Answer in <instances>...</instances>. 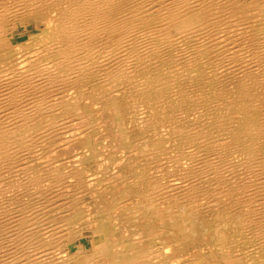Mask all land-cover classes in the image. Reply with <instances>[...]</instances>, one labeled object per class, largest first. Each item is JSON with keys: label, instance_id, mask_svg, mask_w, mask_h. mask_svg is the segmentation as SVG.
I'll return each instance as SVG.
<instances>
[{"label": "rangeland", "instance_id": "obj_1", "mask_svg": "<svg viewBox=\"0 0 264 264\" xmlns=\"http://www.w3.org/2000/svg\"><path fill=\"white\" fill-rule=\"evenodd\" d=\"M119 1L122 3L125 0L124 1L119 0ZM135 1L136 0H132L133 3H136ZM163 1L165 2L166 0H151L152 3L150 5H148L147 8L144 9V11L146 13V18H148L149 21H147L146 24L144 25L145 29H143L142 32L144 34L148 33L146 35V37H148V38H145V37L139 38V40H136V42L145 41V43H146V42L157 41V42H160L163 44L162 48L164 47V45H166L165 42H167V43H173L174 47L170 46V49H168V48L164 49V52L166 50L167 51L161 55L159 60H153L154 56H153V58H152V56H149L147 58L148 61L147 62H146V60L144 61L146 63V68H144L143 70L142 69L139 70L138 68H137L138 69L137 70L134 67L133 68L129 67L127 64H125L124 66H120V65H118L119 60L115 59V58L111 59V61L109 63L103 62L102 64L105 65L104 71H102L100 68L99 69L97 68L94 71H92V74H94L92 76V78L94 80L91 79L90 83H88V85H86L82 88L83 94L80 97H79L78 91L71 90L74 92L75 96L78 95V100H79L77 102L78 107H75L74 110H68L67 111L66 110V109H68L67 106L63 105V109H60L59 111H58V108H59L58 106L55 108H52L54 110L52 113L50 111H48L47 114H50L52 116H54L55 113L60 112L61 118L58 119L59 121L56 120V121H58V123L56 121H54L55 118L50 117V116H46L47 118L46 117L41 118L40 121L42 123L46 122L48 124V123L56 122L55 124L61 125V128H62V129L60 128L61 134H60V131L53 130V131H51L52 133H50V135L49 134L43 135L44 137H43V139L41 138V141H43L44 139L45 140L43 142H41L42 146H41L40 150L29 155L26 158V160H25V157H24V160L22 158V162H20L21 160H18L19 163H16L14 165V167L17 166V168L13 169L14 168L13 167L12 169H9V170L6 168L5 169L6 172L4 170L5 167L0 170L1 177L5 178L4 181H3V179L0 178V180H1L0 181V191L2 190L1 189L2 186H3V188L5 187V190L3 189L2 192H0V193L4 194L6 192V187L7 188L9 187L8 188L9 190L7 189V191H10V192H6L5 197H4V198H6L4 200V202H5L4 207L8 208L7 209V210H9L8 213L11 211L13 212V213L11 212L12 214L9 213L10 217L8 215V217L10 219L7 217L9 219V221L11 220L9 225L15 226L14 228H19V227L21 228V229L19 228L17 230H14L15 232L21 231V233H22L21 239L19 241H21L22 239H23L22 241H25L27 239V241H25V242H27L26 243L27 245L25 244V242H22L21 243L22 245H19L20 246L19 248L21 250L18 247H15V249L18 250V253L16 255V257H18V258L15 257L16 259H14V256H12L11 253H9L8 251H2L1 252V250H0V252H1L0 253V259L2 257L5 258L7 256V259H11L10 263H12V264H19V263L20 264H36V261H28L29 258H28L27 253L33 254V253H31L30 249H32L33 252L34 251L35 252L36 251H42V249H40V248H44L43 250H45V249L47 250L50 248L52 249L55 246V244H57V243L54 241L52 243L51 235L53 233L54 234L57 233L55 236L60 239V237L62 235V238L60 240L65 241V244L63 243L64 241H62V243L58 244V245H60V247H62V248L64 247L62 250H67L66 253H68L69 256H67L65 260H58L55 262H50L48 264H116L115 261L117 260V258H118V260L123 259L122 255L117 253V250H119V249H125L126 250V249H129L130 247H132L131 243H133L132 240L134 238H135L134 245L136 246L137 250L145 252V250L149 249L148 252L149 253L152 252V254L148 253L150 256H148L149 258L147 257V259H146L148 264H150V263L152 264L154 261L158 262L159 260H161V262L157 263V264H225L221 260V255L224 252L230 253L232 260H238L240 264H259L262 261H264V222L253 224L252 226L244 229V228H241L239 225L234 224L233 222H229V223L228 222H226V223L222 222V220L223 221H226V220L224 219V217H222L224 215L221 214L224 209H227V208L230 209L232 207V205H233V209H236V210L239 207H241L237 210V212H239V210L243 211L245 209V207H243V205H241V201L243 199L247 198L248 194L252 195V196H256L257 194H259V192H257V191H260V189H259L260 184H258L259 178H257L260 175V172H257L258 174H256V172L254 173V171L256 170L255 169L256 165L264 166V160L263 159L261 160V157L264 158V155H263L264 154V124H262V123H264V121H263L264 115H262V114H264V96H263L264 95V76H263L264 75V46H263L264 45V30H262V29H264V0H232V1L227 0L229 3H226V0H213V1L212 0H204V1L194 0V1H197V5H199V9L197 10V14H199L201 16V23L196 24V32L195 33H192V32L191 33H185L184 35H179L174 31L170 32V34L168 33L171 30H169V31L167 30L166 24L163 23V20L159 17L160 14L157 15L158 13H161L162 9L160 8L159 4L162 5ZM207 1H208V3H207ZM215 2H216V4H215ZM157 3H159V4H157ZM232 3H234V4H232ZM210 6H212V7H210ZM233 6H235L236 8ZM152 7H155V8H152ZM194 8H196V7H194ZM147 9H149V10H147ZM210 9H212L214 11L212 12ZM238 12H240V13H238ZM227 13H228V16H227ZM207 14L209 15V19H208ZM224 14H225V17H223ZM48 15H49V13H48ZM230 15H231V18H230ZM240 15H241V17H240ZM38 17H40V16L37 15L36 18H30L29 20H27L28 22H25V26L21 23H12L10 25L11 29L14 28V31L16 34L15 39H14L15 44L13 43V45H12V46H14L15 52L18 51L21 53H26L27 56H31V55L35 54L37 51L39 52L41 50V46L43 45V43L48 38V35L46 34L47 32H45V31H44L45 33H42V34L39 33L42 29L46 28V26H45V23H42L43 22L42 19L38 18ZM202 17H203V19H202ZM210 17H211V19H210ZM228 19H230V20H228ZM232 20H234V21H232ZM33 21H38L39 28L35 27L34 24L31 23ZM214 21H216V22H214ZM238 21H241L242 23L238 22ZM203 22H205V23H203ZM223 22H224V24L222 25ZM148 23H149V25H148ZM146 26H148V28ZM211 26H212V28H211ZM238 26L240 28H238ZM227 27H229V28H227ZM243 28H245V29H243ZM208 30H209V32H208ZM225 32L227 34H225ZM37 34H40V35L34 37ZM167 34H169L170 36H173V37L171 39H166ZM227 36L229 39L227 38ZM38 37H40L41 39ZM231 37H233V38H231ZM16 38H18V39H16ZM32 38L35 40H33ZM21 41H22V44L20 45ZM224 41H225V43H224ZM229 41H230V43H229ZM100 43L104 44L105 42H100ZM207 44H209V46H207ZM215 44L218 46H216ZM227 44H229V45H227ZM224 45H225V47H224ZM240 45H242V46H240ZM15 46H17V47H15ZM228 46H229V48H228ZM231 46H232V48H231ZM247 46H248V48H247ZM250 46H253V47H250ZM214 48L215 49L217 48L218 51H217V49L215 50ZM230 48H231V50H230ZM171 50H172V52H171ZM239 50H241V51H239ZM249 50H252V51H249ZM215 52L218 54H216ZM257 52H259V53L257 54ZM103 53H104V50H102L101 54H103ZM222 53H224V54L221 55ZM247 53H248V55H247ZM194 54H195V56H194ZM196 55H197V57H196ZM219 55H221V56H219ZM3 56H4V54L2 53L0 55V60L2 59ZM163 56H165V57H163ZM170 58H171V60H170ZM241 59H243L244 61ZM251 59H253V60H251ZM233 62H235V63H233ZM197 64H198V66H197ZM4 65H5V63L2 62V60H1L0 61V70H6V67H3ZM110 65H113V66H111V68H110L109 67ZM217 66H219V67H217ZM237 66L239 69H237ZM156 68H157V72L159 75H157V72L155 71ZM116 70H118V72ZM216 70H217V72H216ZM136 71H138V72H136ZM149 71H151V73H149ZM171 71H174V72H171ZM256 74L259 78L257 76H255ZM260 75L262 77H260ZM173 76H175V77H173ZM251 78H253V79H251ZM155 79L157 81L158 80L160 81V85L156 86V87H152L155 83ZM218 79L220 80V82ZM233 81H235V82H233ZM214 82H215V84H214ZM205 83H208V84H205ZM252 83H254V85H252ZM127 85L129 88L127 87ZM202 85H204V86H202ZM209 85H210V87H209ZM256 85L260 86L261 88L258 86L256 87ZM200 86L203 89H201ZM252 87H253V89H251ZM124 88H125V90H124ZM130 88L134 89V93H133V89L131 90ZM196 88L197 89L200 88V89H198V91H197ZM84 89H86V90H84ZM209 89H210V91L206 92ZM261 89H262V91H261ZM127 90H128V92H126ZM144 90H146V91H144ZM175 90L177 91V93L175 92ZM237 90H239V91H237ZM114 91H116L117 93ZM169 91H171V92H169ZM211 91H212V93H209ZM93 92H94V95H93ZM257 92H259V93H257ZM223 93H225V95H227V96H225ZM250 93L252 96L250 95ZM253 93H256V94H253ZM90 95H92V96H90ZM93 96L95 98H92ZM102 96H103V98H101ZM124 96H126V97H124ZM179 96H181V97H179ZM54 97H55L54 95L50 96V98H54ZM220 97H222V98H220ZM239 97H241V98H239ZM254 98H255V100H254ZM100 99H102V100H100ZM120 99H121V101H120ZM205 99L207 101H202ZM226 99H228V100H226ZM239 101H240V103H239ZM243 101H244V103H243ZM194 102L197 103V105ZM204 102L206 103V105ZM232 102H234V103H232ZM217 103H218L219 107H217ZM255 103H256V105H255ZM200 105L203 107H201ZM254 106L257 109H255ZM115 107L118 108L120 111V115H118V116L114 115V108ZM178 107H179V109H178ZM212 109H213V111H212ZM248 109H249V111H248ZM190 110H191V112H190ZM210 110H211V112H210L211 114L209 113ZM183 111H185V112H183ZM148 112H149V114H148ZM182 112H183V114H182ZM247 112H249V113H247ZM193 113H195V114H193ZM251 114H253V115H251ZM171 115H172V117H171ZM216 115L218 117H216ZM198 117H200V118H198ZM214 117H216V118H214ZM193 118H195L196 120ZM262 118H263V120H262ZM191 119L194 121H192ZM60 120H62V121H60ZM145 120L146 121L148 120V121L146 122ZM175 120H176V122H175ZM196 121H198V122H196ZM199 122H201V123H199ZM182 123H184V124H182ZM178 124H179V127H178ZM196 124H197V127H196ZM231 124H233V125H231ZM251 124H252V126H251ZM67 125H68V127H67ZM172 125H173V127H172ZM228 125H230V127ZM189 126L191 129L189 128ZM198 126H200V127H198ZM182 127H183V129H182ZM193 127L195 129H193ZM239 128H240V130H239ZM87 129H89V130H87ZM198 129L199 130L201 129V130L199 131ZM68 130H70V131L66 134V131H68ZM174 130H176V132ZM181 130H182V132H181ZM197 131H198V133H197ZM37 133H38V131L35 134H37ZM166 133L167 134L170 133V134L167 135ZM71 134H72V136H70ZM186 135H188V137ZM52 136H54V137H52ZM179 137H181V138H179ZM184 137L187 139H185ZM139 138H140V140H139ZM191 138H193V139H191ZM203 139H204V142H203ZM192 140H194V141H192ZM207 141H208V144H207ZM211 142H213V143H211ZM47 143H48V145H47ZM142 143H144L145 145H143ZM185 143H186V145H185ZM193 143H195V145ZM198 143H200V144H198ZM205 143H206V145H205ZM258 143H259V145H258ZM188 144H189V146H188ZM62 145H64V146H62ZM177 145H178V147H177ZM49 146H50V148H49ZM184 146H186V147L184 148ZM202 146H203V148H202ZM209 146L210 147L212 146L211 150H210ZM230 146H231V148L232 147L233 148L231 149ZM195 148H199L201 150L195 149ZM105 149H106V151H105ZM258 149H259V151H258ZM215 150H217V151H215ZM186 151H188V152H186ZM204 151H206L205 155H204ZM221 151L223 152V155H222ZM228 151H229V153H228ZM82 152H84V153H82ZM207 152H211V153L206 154ZM218 152H220L219 153L220 155L218 154ZM252 152H253V156H252ZM258 152H260V153H258ZM75 154H77V156ZM168 154L170 157H171V155H173V154L174 155L170 158L168 156ZM146 155H147V158H145V157L142 158V156H146ZM149 155H150V157L148 158ZM224 155H225V157H224ZM70 156H72V157H70ZM137 156H139V157L141 156V157L139 158ZM196 156H198V157H196ZM207 156H209L210 159ZM38 157H40V159ZM205 157H207V158H205ZM243 157L246 159H244ZM224 158H226V159H224ZM233 158H234V160H233ZM31 159L33 160V162L29 163L31 161ZM35 159H37V160H35ZM59 159L61 160V162L57 163V161H60ZM172 159L174 162L172 161ZM207 159H209L207 161V163L204 162ZM160 160H163V161L160 162ZM193 160H195V161H193ZM221 160H224V161H221ZM209 161H211V162H209ZM25 162H26V164H25ZM145 162H147L148 164ZM215 162H216V165L218 164L217 166L215 165ZM223 162L226 166L223 164ZM21 163H23V165ZM42 163H43V165H41ZM184 163H185V165H184ZM226 163L227 164L231 163V164L227 165ZM126 164H127V166H126ZM198 164H199V167L197 166ZM220 164H223V165L221 166ZM242 164H243V166H242ZM246 164L248 165V167ZM48 165H50V167ZM55 165H58V166H55ZM202 165H204V166H202ZM212 165H214V166H212ZM39 166H40V170H36V168H39ZM174 166H176V167H174ZM209 166H210V168H209ZM239 167H240V169H239ZM47 168H48V170H47ZM50 168L52 169L51 173H50ZM216 168H218V169H216ZM243 168H245V169H243ZM65 169H66V171H65ZM72 169L73 170L78 169V171H80L82 173V176H84L85 179L95 178V184L92 186H87V184H85L82 187L78 186L74 189L69 188L68 190L65 189V186L63 184H60V185H58L59 188H57L56 186L59 183L58 177L60 178L62 175L66 174L65 172H68ZM172 169L175 172H173ZM185 169H186V171H184ZM191 169H193V170H191ZM200 169H201V171L203 170L202 173H200L201 172ZM214 169H216V171H214ZM134 170H135V173H134ZM146 170L148 173L146 172ZM20 171H22V173H20ZM28 171H32V173H34V174H35V172H37L36 174H38L40 176L42 175L41 178L43 177L42 179L46 180V181L44 180L46 185L50 183L51 185L49 184L48 186L50 188L51 187L52 188L50 189L47 186L46 189L43 191L44 193L46 192V194L43 193V196H42V194L41 195L37 194L36 191H33V189H28L26 191V189L23 188V186H18L20 188V190H19L17 187H15V183L13 180L22 179L24 177V173H28ZM191 171H193V172L191 173ZM213 171H214V173H212ZM218 171H219V173H218ZM233 171H237V172L234 173ZM242 171H244V173ZM156 172H158V173H156ZM177 172H179L181 174L179 175V173H177ZM203 172H204V174H203ZM154 173H156V175ZM174 173H175V175H174ZM231 173H233V175ZM237 173L239 174L238 177H237ZM248 173H249V175H248ZM251 173H252V175H251ZM189 174H190V178L187 177V175H189ZM216 174H218V175H216ZM234 174H236V175L234 176ZM244 174L245 175L247 174L246 178H245ZM52 175H53L55 180L50 178ZM142 175L145 176V178ZM176 175H177V177L178 176L179 177L175 178ZM206 175L209 179L206 177ZM215 175H216V177H215ZM229 175H230V177L231 176L232 177L234 176V177L233 178L231 177L232 179H230ZM14 176L15 177L17 176L18 179H17V177L15 178ZM148 176H150L151 178H149ZM156 176H157V178H156ZM252 176H253V178H251ZM152 177L156 180H154ZM213 177H215V178H213ZM48 178H50V179H48ZM148 178H149V180L146 181V179H148ZM164 178H166V179H164ZM171 178H173V181L171 180ZM234 178L236 179V181ZM7 179H9L10 182ZM51 179H52V183L48 182ZM206 179L209 180L210 183L207 182ZM211 179L214 182H212ZM195 180H196V182H194ZM215 180H217V181H215ZM223 180H225L226 183ZM255 180H257V181H255ZM153 181L156 184H154ZM229 181H231V182H229ZM239 181H241V182L243 181V182L241 183ZM3 182L5 184H3ZM12 182H13V185H12ZM118 182L120 184H118ZM221 182H223L224 185L221 184ZM109 183H111V184L109 185ZM178 183H182V186H181V184L179 185ZM204 183H205V185H204ZM251 183L252 184L255 183L256 186L254 184L253 185L254 187H253ZM153 184L156 186H154ZM173 184H174V186H172ZM4 185H6V186H4ZM10 185H11V187H10ZM147 185H148V187H147ZM186 185L188 186V188ZM216 185H218V186H216ZM227 185L230 188L229 190L232 191L234 189L233 193L228 190ZM242 185H244V186H242ZM245 185H246V187H245ZM249 185L252 186V188H251L252 190H250L251 186H249ZM153 186H154V188H153ZM206 186H208V187H206ZM233 186H234V188H233ZM21 187H22V189H21ZM221 187L223 189H221ZM238 187L242 191L238 190ZM176 188H178L179 190L178 189L176 190ZM247 188L251 192H249V190ZM11 189L12 190L14 189L12 191L13 193L11 192ZM15 189H16V191H15ZM59 189H60V191H59ZM99 189H101V190H99ZM214 189H215V191H214ZM54 190H56V191H54ZM148 190H149V193H151L150 197L146 196V194L148 193ZM153 190H155V191L152 192ZM237 190H238V192L236 193L235 191H237ZM51 192H52V195L51 194H49V195L53 199L48 197L49 196L48 193H51ZM241 192L242 193L244 192V194H242ZM246 192H247V195H246ZM15 193L18 197L14 196ZM141 194H143V195L145 194L144 196L147 197V200H145V197H142ZM171 194H173V195H171ZM44 195H46V196H44ZM132 195H134L135 197ZM159 195H161V196H159ZM240 195H241V197H240ZM243 195L245 196V198H243L244 197ZM37 196H39V197H37ZM137 196H139V199L140 198L141 199L144 198V199L140 201ZM215 196H218V197H215ZM29 197L32 200L29 199ZM59 197H61V198H59ZM227 197L230 200H228ZM37 198L38 199L40 198L39 199L40 201ZM46 198H47V200H46ZM64 198L65 199L67 198V199L65 200ZM127 198L129 200H127ZM152 198H154V199H152ZM169 198H171V199H169ZM179 198H181V199L179 200ZM189 198H190V200H189ZM238 198H239V200H238ZM2 199L3 198H0V201ZM176 199L179 201H177ZM240 199H242V200L240 201ZM26 201H28V203ZM135 201H136V203H134ZM137 201H139V202H137ZM146 201H148V203L150 205L147 204ZM236 201H237V203L239 201L238 204L241 206H238ZM54 202H55V204H54ZM65 202H67V203H65ZM152 202H153V204H152ZM20 203H21V205L22 204L23 205L21 206ZM59 203H61L62 206H60L61 204H59ZM158 203H160V204H158ZM194 203L197 204L198 207L196 205H194ZM198 203H200V204H198ZM58 204H59V206H58ZM63 204H66V205H63ZM140 204H142L141 206H144V207H141ZM155 204H157V205H155ZM208 204L211 205V207ZM9 205H11V206H9ZM7 206H9V207H7ZM18 206L20 208H18ZM45 206H47V207H45ZM145 206H147L146 207L147 209L145 208ZM167 206H169V207H167ZM177 207H180V208H177ZM223 207H225V208H223ZM32 208L34 210H32ZM135 208L137 209V211L135 210ZM211 209H213V210H211ZM67 210H68V213L66 212ZM177 210H179V211H177ZM28 211L30 213H32L31 216H29L30 213L28 214ZM150 211L152 213H150ZM157 211H158V213H157ZM148 213H150V214H148ZM170 213H171V215H170ZM44 214H47V215H44ZM159 214L162 218L159 216ZM192 214L193 215L195 214V216H193ZM17 216H20V217H17ZM22 216H24L25 218H23ZM35 217H38V218H35ZM153 218H154V220H153ZM36 219H38V221ZM77 220H79V221H77ZM148 220H149V222H148ZM17 222H19V223L16 224ZM20 222L23 224H21ZM32 224H33V226H32ZM49 226H51V227H49ZM24 227H27V228H24ZM100 227H101L100 232L107 238V242L110 245L109 253H107L106 256H104L105 258L102 257L100 253L98 254L100 249H98V248L94 249V247L90 245V241L92 242L93 230L95 228L99 229ZM22 228H24V229H22ZM57 228H59V229H57ZM152 228H154V229L156 228L155 230H157L158 232L160 230L161 231L155 237L151 236V238H149V237L144 238L145 236L150 234L149 232ZM55 229H57V230H55ZM50 230H52V231H50ZM61 230H63V231L61 232ZM24 231H26L27 233ZM59 232H61V233H59ZM227 233H228V235H227ZM49 234H51V235H49ZM63 235L66 237H64ZM46 236H47V238H45ZM240 236H241V238H238ZM38 237H39V239H38ZM40 237H42L43 239ZM255 237L258 238L259 242L254 240ZM28 239L29 240L31 239V240L29 241ZM33 239H35V240L33 241ZM11 242H13V240H11ZM118 242L120 244H118ZM153 242H155V243H153ZM181 242H183L184 244L183 243L181 244ZM161 243H164V244H161ZM11 244L12 243H10V245ZM31 244H32V246H31ZM48 245H50V246H48ZM163 245H165V246H163ZM12 246L13 245H11V248H12ZM39 246H40V248H39ZM153 246H155V247H153ZM162 247H163V249H162ZM168 247H169V249H168ZM36 248H37V250H34ZM22 249H24V250H22ZM10 250H12V249H10ZM21 251H22V253H21ZM88 251H89V253H88ZM160 254H161V256H160ZM155 255H157V256H155ZM21 256H22V258H21ZM198 257H199V259H198ZM24 258H26V260ZM89 258H91L90 262L88 260ZM23 259H24V261H22ZM12 260H14V261H12ZM16 260H17V262H16ZM122 263L123 262H120L119 264H122ZM37 264H43V263L39 262Z\"/></svg>", "mask_w": 264, "mask_h": 264}, {"label": "bare ground", "instance_id": "obj_2", "mask_svg": "<svg viewBox=\"0 0 264 264\" xmlns=\"http://www.w3.org/2000/svg\"><path fill=\"white\" fill-rule=\"evenodd\" d=\"M124 1V0H123ZM204 1V0H202ZM213 1V0H212ZM229 1V0H228ZM226 0V3H229ZM232 1V0H231ZM136 3H133L132 0H125L124 2H120L119 0H0V55L3 53L4 56L2 57V62L5 63V65L3 67H6V70H0V170L2 168H4V170L7 168L12 169L14 167V165L16 163H19L18 160H21L20 162H22V158L25 160L26 158L35 153L36 151L40 150L42 144L41 142V138L43 139V135H50V133H52L51 131L55 130V131H60L61 134V125L55 124L56 122L58 123V119L61 118L60 112L55 113L54 116L47 114L48 111H50L51 113L54 111L52 108L55 107H59L58 111L60 109H63V105L67 106L68 110H74L75 107L77 106V102L78 100V95L75 96L74 92L71 90H76L78 91L79 97L83 94V87L88 85V83H90L92 76L94 74H92V71H94L95 69H101L102 71H104V67L105 65H103L102 63H109L111 61V59L115 58L118 59V65L120 66H124L125 64H127L129 67H134V68H138L140 69H144L146 68V63L144 62L146 60V62L148 61V57L149 56H154L153 60H159L161 55L164 52V49L168 48L170 49V46L174 47L173 43H166V45H164V47L162 48L163 44L157 41H153V42H136V40H139V38H148L146 37V35L148 34H144L142 32L143 29H145L144 25L146 24L147 21H149L148 18H146V13L144 11L145 8L148 7V5H150L152 2L151 0H136ZM219 2V1H218ZM246 2V1H245ZM160 3V2H159ZM157 3V4H159ZM208 3V1H207ZM222 3V2H221ZM241 3V2H240ZM216 4V2H215ZM218 4V3H217ZM234 4V3H232ZM231 4V5H232ZM239 4V3H238ZM160 5L161 13H158L157 15L160 14V18L163 20V23L166 24V28L167 30H171L168 33L170 34V32L174 31L179 35H184L185 33H195L196 32V24H200L201 23V16L199 14H197V10L199 9V5H197V1L194 0H166L165 2H162V5ZM158 5V6H159ZM205 5V4H204ZM203 5V6H204ZM213 5V4H212ZM227 6V5H226ZM156 7V6H155ZM152 7V8H155ZM196 7V8H194ZM212 7V6H210ZM215 7V6H214ZM235 7V6H233ZM194 8V9H193ZM230 8V7H229ZM228 8V9H229ZM236 8V7H235ZM239 8V7H238ZM192 9V10H191ZM207 9V8H206ZM209 9V8H208ZM214 9V8H213ZM221 9V8H220ZM225 9V8H224ZM223 9V10H224ZM231 9V8H230ZM149 10V9H147ZM151 10V9H150ZM212 12L214 10L210 9ZM209 10V11H210ZM226 10V9H225ZM220 11V10H219ZM156 12V11H155ZM154 12V13H155ZM223 12V11H222ZM227 12V11H226ZM242 12V11H241ZM246 12V11H245ZM49 13V15H48ZM206 13V12H205ZM221 13V12H220ZM240 13V12H238ZM237 13V14H238ZM247 13V12H246ZM202 14V13H201ZM218 14V13H217ZM37 15H39L42 19V23H45L46 28L42 29L39 33H45L48 35V38L46 39V41L43 43V45L41 46V50L38 52H36L35 54L31 55V56H27L26 53H21V52H15L14 51V39H15V31L14 28L11 29L10 25L12 23H21L25 26V22H28L27 20H29L30 18H36ZM208 15V14H207ZM236 15V14H235ZM213 16V15H212ZM228 16V13H227ZM149 17V16H148ZM155 17V16H154ZM205 17V16H204ZM221 17V16H220ZM223 17H225V14L223 15ZM235 17V16H234ZM241 17V15H240ZM206 18V17H205ZM231 18V15H230ZM203 19V17H202ZM208 19H209V15H208ZM211 19V17H210ZM227 19V18H226ZM251 19V18H250ZM207 20V19H206ZM216 20V19H215ZM230 20V19H228ZM240 20V19H239ZM242 20V19H241ZM204 21V20H203ZM218 21V20H217ZM222 21V20H221ZM234 21V20H232ZM41 22V21H40ZM206 22V21H205ZM203 22V23H205ZM216 22V21H214ZM213 22V23H214ZM229 22V21H228ZM231 22V21H230ZM241 22V21H238ZM34 24L35 27L39 28L38 25V21H33L31 22ZM30 23V24H31ZM242 23V22H241ZM224 24V22L222 23V25ZM14 25V24H13ZM149 25V23H148ZM153 25V24H152ZM218 25V24H217ZM27 26V25H26ZM148 28V26H146ZM209 27V26H208ZM215 27V26H214ZM221 27V26H220ZM219 27V28H220ZM34 28V27H33ZM212 28V26H211ZM229 28V27H227ZM232 28V27H231ZM238 28H240L238 26ZM226 29V28H225ZM245 29V28H243ZM242 29V30H243ZM210 30V29H209ZM208 30V32H209ZM237 30V29H236ZM264 30V29H262ZM45 31V32H44ZM214 31V30H213ZM150 32V31H149ZM244 32V31H243ZM211 33V32H210ZM229 33V32H228ZM37 34L34 37L40 35ZM169 34L166 35V39H171L173 36H170ZM209 34V33H208ZM218 34V33H217ZM225 34H227L225 32ZM224 34V35H225ZM244 34V33H243ZM20 35V34H19ZM152 35V34H151ZM263 35V34H262ZM139 36V37H138ZM222 36V35H221ZM220 36V37H221ZM242 36V35H241ZM240 36V37H241ZM212 37V36H211ZM219 37V36H218ZM236 37V36H235ZM40 38V37H38ZM43 38V37H42ZM228 38V36H227ZM226 38V39H227ZM233 38V37H231ZM237 38V37H236ZM243 38V37H242ZM259 38V37H258ZM263 38V37H262ZM18 39V38H16ZM33 39V38H32ZM41 39V38H40ZM213 39V38H212ZM216 39V38H215ZM219 39V38H218ZM217 39V40H218ZM229 39V38H228ZM20 40V39H19ZM35 40V39H33ZM245 40V39H244ZM234 41V40H233ZM232 41V42H233ZM253 41V40H252ZM26 42V41H25ZM100 42H105L100 43ZM210 42V41H209ZM208 42V43H209ZM227 42V41H226ZM206 43V42H205ZM225 43V41H224ZM230 43V41H229ZM244 43V42H243ZM15 44V43H14ZM22 44V41L20 42V45ZM239 44V43H238ZM19 45V44H18ZM216 45V44H215ZM229 45V44H227ZM202 46V45H201ZM207 46H209V44H207ZM211 46V45H210ZM218 46V45H216ZM234 46V45H233ZM239 46V45H238ZM242 46V45H240ZM264 46V45H263ZM17 47V46H15ZM225 47V45H224ZM237 47V46H236ZM253 47V46H250ZM38 48V47H37ZM212 48V47H211ZM223 48V47H222ZM229 48V46H228ZM232 48V46H231ZM230 48V50H231ZM234 48V47H233ZM248 48V46H247ZM40 49V48H39ZM38 49V50H39ZM175 49V48H174ZM184 49V48H183ZM215 49V48H214ZM217 49V48H216ZM215 49V50H216ZM220 49V48H219ZM34 50V49H33ZM32 50V51H33ZM102 50H104V53H102ZM204 50V49H203ZM214 50V51H215ZM226 50V49H225ZM246 50V49H245ZM169 51V50H168ZM218 51V49H217ZM221 51V50H220ZM227 51V50H226ZM241 51V50H239ZM252 51V50H249ZM172 52V50H171ZM212 52V51H211ZM225 52V51H224ZM254 52V51H253ZM29 53V52H28ZM216 53V52H215ZM236 53V52H235ZM246 53V52H245ZM259 52H257L258 54ZM32 54V53H31ZM189 54V53H188ZM193 54V53H192ZM206 54V53H205ZM213 54V53H212ZM218 54V53H216ZM224 53H222L221 55H223ZM168 55V54H167ZM174 55V54H173ZM219 55V56H221ZM237 55V54H236ZM248 55V53H247ZM263 55V54H262ZM195 56V54H194ZM245 56V55H244ZM16 57V58H15ZM165 57V56H163ZM162 57V58H163ZM173 57V56H172ZM197 57V55H196ZM223 57V56H222ZM214 58V57H213ZM225 58V57H224ZM236 58V57H235ZM244 58V57H243ZM256 58V57H255ZM114 59V60H115ZM237 59V58H236ZM257 59V58H256ZM261 59V58H260ZM263 59V58H262ZM0 60V61H1ZM113 60V61H114ZM171 60V58H170ZM243 60V59H241ZM253 60V59H251ZM230 61V60H229ZM238 61V60H237ZM244 61V60H243ZM249 61V60H248ZM169 62V61H168ZM227 62V61H226ZM225 62V63H226ZM263 62V61H262ZM117 63V62H116ZM187 63V62H186ZM235 63V62H233ZM244 63V62H243ZM253 63V62H252ZM258 63V62H257ZM111 64V63H110ZM171 64V63H170ZM173 64V63H172ZM199 64V63H198ZM197 64V66H198ZM109 65V64H108ZM115 65V64H114ZM126 65V66H127ZM248 65V64H247ZM110 65L109 67L111 68ZM127 66V67H128ZM172 66V65H171ZM174 66V65H173ZM195 66V65H194ZM256 66V65H255ZM258 66V65H257ZM151 67V66H150ZM153 67V66H152ZM219 67V66H217ZM172 68V67H171ZM199 68V67H198ZM242 68V67H241ZM130 69V68H129ZM135 69V70H136ZM137 69V70H138ZM164 69V68H163ZM237 69L238 66H237ZM114 70V69H113ZM119 70V69H118ZM118 70H116L118 72ZM256 70V69H255ZM115 71V72H116ZM155 71L157 72V68L155 69ZM244 71V70H243ZM138 72V71H136ZM174 72V71H171ZM184 72V71H183ZM217 72V70H216ZM242 72V71H241ZM240 72V73H241ZM251 72V71H250ZM249 72V73H250ZM259 72V71H258ZM97 73V72H96ZM101 73V72H100ZM149 73H151V71H149ZM214 73V72H213ZM233 73V72H232ZM252 73V72H251ZM260 73V72H259ZM258 73V74H259ZM114 74V73H113ZM134 74V73H133ZM161 74V73H160ZM226 74V73H225ZM238 74V73H237ZM119 75V74H118ZM121 75V74H120ZM157 75L158 72H157ZM172 75V74H171ZM262 75V74H261ZM260 75V77H262ZM134 76V75H133ZM143 76V75H142ZM146 76V75H145ZM215 76V75H214ZM217 76V75H216ZM219 76V75H218ZM249 76V75H248ZM254 76V75H253ZM257 76V74L255 75ZM264 76V75H263ZM122 77V76H121ZM175 77V76H173ZM209 77V76H208ZM228 77V76H227ZM250 77V76H249ZM258 77V76H257ZM112 78V77H111ZM169 78V77H168ZM259 78V77H258ZM148 79V78H147ZM253 79V78H251ZM94 80V79H93ZM175 80V79H174ZM219 80V79H218ZM260 80V79H259ZM115 81V80H114ZM212 81V80H211ZM222 81V80H221ZM94 82V81H93ZM126 82V81H125ZM135 82V81H134ZM142 82V81H141ZM148 82V81H147ZM220 82V80H219ZM235 82V81H233ZM96 83V82H95ZM98 84V83H97ZM125 84V83H124ZM128 84V83H127ZM140 84V83H139ZM177 84V83H176ZM179 84V83H178ZM208 84V83H205ZM215 84V82H214ZM231 84V83H230ZM233 84V83H232ZM235 84V83H234ZM259 84V83H258ZM117 85V84H116ZM129 85V84H128ZM127 85V87H128ZM160 85V81L155 79V83L152 87H156ZM199 85V84H198ZM224 85V84H223ZM226 85V84H225ZM252 85H254V83H252ZM90 86V85H89ZM174 86V85H173ZM204 86V85H202ZM214 86V85H213ZM234 86V85H233ZM258 85H256L257 87ZM263 86V85H262ZM93 87V86H92ZM98 87V86H97ZM102 87V86H101ZM126 87V86H125ZM199 87V86H198ZM210 87V85H209ZM220 87V86H219ZM225 87V86H224ZM236 87V86H235ZM260 87V86H258ZM94 88V87H93ZM129 88V87H128ZM172 88V87H171ZM177 88V87H176ZM201 89H203L200 86ZM198 88V89H200ZM213 88V87H212ZM261 88V87H260ZM95 89V88H94ZM131 89V88H130ZM133 89V88H132ZM131 89V90H132ZM197 89V88H196ZM197 89V91H198ZM242 89V88H241ZM246 89V88H245ZM253 89V87L251 88ZM257 89V88H256ZM86 90V89H84ZM98 90V89H97ZM125 90V88H124ZM213 90V89H212ZM243 90V89H242ZM248 90V89H247ZM258 90V89H257ZM146 91V90H144ZM195 91V90H194ZM193 91V92H194ZM203 91V90H202ZM201 91V92H202ZM210 91L207 90L206 92ZM239 91V90H237ZM245 91V90H244ZM249 91V90H248ZM254 91V90H253ZM262 91V89H261ZM86 92V91H85ZM116 92V91H114ZM113 92V93H114ZM119 92V91H118ZM128 92V90L126 91ZM131 92V91H130ZM171 92V91H169ZM175 92L177 93V91L175 90ZM182 92V91H181ZM246 92V91H245ZM91 93V92H90ZM117 93V92H116ZM120 93V92H119ZM125 93V92H124ZM133 93H134V89H133ZM175 93V94H176ZM209 93H212L209 92ZM233 93V92H232ZM259 93V92H257ZM92 94V93H91ZM162 94V93H161ZM166 94V93H165ZM215 94V93H214ZM225 95V93H223ZM222 94V95H223ZM246 94V93H245ZM249 94V93H248ZM256 94V93H253ZM262 94V93H261ZM55 96L54 98H50V96ZM94 95V92H93ZM133 95V94H132ZM247 95V94H246ZM251 95V93H250ZM89 96V95H88ZM92 96V95H90ZM111 96V95H110ZM120 96V95H119ZM123 96V95H122ZM142 96V95H141ZM159 96V95H158ZM174 96V95H173ZM197 96V95H196ZM206 96V95H205ZM227 96V95H225ZM241 96V95H240ZM243 96V95H242ZM252 96V95H251ZM261 96V95H260ZM259 96V97H260ZM264 96V95H263ZM85 97V96H84ZM97 97V96H96ZM126 97V96H124ZM177 97V96H176ZM181 97V96H179ZM178 97V98H179ZM231 97V96H230ZM233 97V96H232ZM262 97V96H261ZM92 98H95L94 96ZM91 98V99H92ZM98 98V97H97ZM96 98V99H97ZM103 98V96L101 97ZM106 98V97H105ZM114 98V97H113ZM121 98V97H120ZM210 98V97H209ZM222 98V97H220ZM228 98V97H227ZM241 98V97H239ZM81 99V98H80ZM84 99V98H83ZM82 99V100H83ZM86 99V98H85ZM115 99V98H114ZM171 99V98H170ZM182 99V98H181ZM215 99V98H214ZM244 99V98H243ZM95 100V99H94ZM99 100V99H98ZM97 100V101H98ZM102 100V99H100ZM125 100V99H124ZM123 100V101H124ZM169 100V99H168ZM175 100V99H174ZM212 100V99H211ZM217 100V99H216ZM228 100V99H226ZM234 100V99H233ZM241 100V99H240ZM255 100V98H254ZM253 100V101H254ZM81 101V100H80ZM84 101V100H83ZM106 101V100H105ZM121 101V99H120ZM159 101V100H158ZM178 101V100H177ZM202 101H207L202 100ZM214 101V100H213ZM218 101V100H217ZM225 101V100H224ZM252 101V100H251ZM250 101V102H251ZM257 101V100H256ZM85 102V101H84ZM168 102V101H167ZM173 102V101H172ZM171 102V103H172ZM180 102V101H179ZM178 102V103H179ZM182 102V101H181ZM210 102V101H209ZM216 102V101H215ZM214 102V103H215ZM247 102V101H246ZM249 102V103H250ZM106 103V102H105ZM165 103V102H164ZM175 103V102H174ZM193 103V102H192ZM191 103V104H192ZM195 103V102H194ZM205 103V102H204ZM212 103V102H211ZM229 103V102H228ZM234 103V102H232ZM240 103V101H239ZM244 103V101H243ZM254 103V102H253ZM257 103V102H256ZM255 103V105H256ZM62 104V105H61ZM96 104V103H95ZM122 104V103H121ZM120 104V105H121ZM197 105V103H195ZM208 104V103H207ZM222 104V103H221ZM61 105V106H60ZM93 105V104H92ZM150 105V104H149ZM158 105V104H157ZM176 105V104H175ZM178 105V104H177ZM206 105V103H205ZM209 105V104H208ZM207 105V106H208ZM211 105V104H210ZM214 105V104H213ZM216 105V104H215ZM226 105V104H225ZM252 105V104H251ZM201 106V105H200ZM212 106V105H211ZM245 106V105H244ZM259 106V105H258ZM117 107V106H116ZM114 108V115L118 116L120 115V111L118 108ZM176 107V106H175ZM192 107V106H191ZM194 107V106H193ZM203 107V106H201ZM217 107L218 103H217ZM247 107V106H246ZM104 108V107H103ZM206 108V107H205ZM208 108V107H207ZM212 108V107H211ZM214 108V107H213ZM255 108V106H254ZM94 109V108H93ZM102 109V108H101ZM109 109V108H108ZM179 109V107H178ZM182 109V108H181ZM245 109V108H244ZM257 109V108H255ZM259 109V108H258ZM52 110V111H51ZM104 110V109H103ZM188 110V109H187ZM186 110V111H187ZM196 110V109H195ZM209 110V109H208ZM207 110V111H208ZM218 110V109H217ZM220 110V109H219ZM47 111V112H46ZM213 111V109H212ZM215 111V110H214ZM235 111V110H234ZM249 111V109H248ZM46 112V113H45ZM56 112V111H55ZM92 112V111H91ZM144 112V111H143ZM185 112V111H183ZM182 112V114H183ZM191 112V110H190ZM193 112V111H192ZM195 112V111H194ZM204 112V111H203ZM211 112V110L209 111V113ZM221 112V111H220ZM219 112V113H220ZM261 112V111H260ZM98 113V112H97ZM96 113V114H97ZM178 113V112H177ZM205 113V112H204ZM231 113V112H230ZM249 113V112H247ZM253 113V112H252ZM90 114V113H89ZM93 114V113H92ZM127 114V113H126ZM149 114V112H148ZM180 114V113H179ZM181 114V115H182ZM189 114V113H188ZM195 114V113H193ZM192 114V115H193ZM202 114V113H201ZM200 114V115H201ZM211 114V113H210ZM209 114V115H210ZM221 114V113H220ZM178 115V114H177ZM180 115V116H181ZM219 115V114H218ZM250 115V114H249ZM253 115V114H251ZM264 115V114H262ZM46 116H50L55 118L54 121L56 122H52V123H42L40 120L41 118H45ZM187 116V115H186ZM196 116V115H195ZM207 116V115H206ZM205 116V117H206ZM214 116V115H213ZM84 117V116H83ZM157 117V116H156ZM164 117V116H163ZM170 117V116H169ZM172 117V115H171ZM183 117V116H182ZM189 117V116H188ZM187 117V118H188ZM197 117V116H196ZM204 117V118H205ZM216 117H218L216 115ZM214 117V118H216ZM261 117V116H260ZM47 118V117H46ZM128 118V117H127ZM126 118V119H127ZM165 118V117H164ZM186 118V119H187ZM200 118V117H198ZM207 118V117H206ZM209 118V117H208ZM220 118V117H219ZM81 119V118H80ZM174 119V118H173ZM176 119V118H175ZM179 119V118H178ZM177 119V120H178ZM195 119V118H193ZM203 119V118H202ZM169 120V119H168ZM192 120V119H191ZM196 120V119H195ZM248 120V119H247ZM263 120V118H262ZM62 121V120H60ZM75 121V120H74ZM127 121V120H126ZM146 121V120H145ZM148 121V120H147ZM146 121V122H147ZM194 121V120H192ZM200 121V120H199ZM264 121V120H263ZM71 122V121H70ZM176 122V120H175ZM191 122V121H190ZM198 122V121H196ZM195 122V123H196ZM224 122V121H223ZM61 123V122H60ZM59 123V124H60ZM142 123V122H141ZM167 123V122H166ZM201 123V122H199ZM251 123V122H250ZM67 124V123H66ZM171 124V123H170ZM184 124V123H182ZM193 124V123H192ZM191 124V125H192ZM203 124V123H202ZM226 124V123H225ZM264 124V123H262ZM155 125V124H154ZM181 125V124H180ZM195 125V124H194ZM204 125V124H203ZM227 125V124H226ZM233 125V124H231ZM248 125V124H247ZM230 127V125H228ZM250 126V125H249ZM252 126V124H251ZM68 127V125H67ZM66 127V128H67ZM93 127V126H92ZM132 127V126H131ZM154 127V126H153ZM167 127V126H166ZM169 127V126H168ZM173 127V125H172ZM179 127V124H178ZM195 127V126H194ZM193 127V129H195ZM197 127V124H196ZM200 127V126H198ZM128 128V127H127ZM187 128V127H186ZM190 128V126H189ZM253 128V127H252ZM62 129V128H61ZM90 129V128H89ZM87 129V130H89ZM183 129V127H182ZM191 129V128H190ZM203 129V128H202ZM73 130V129H72ZM199 130V129H198ZM201 130V129H200ZM199 130V131H200ZM224 130V129H223ZM227 130V129H226ZM240 130V128H239ZM248 130V129H247ZM38 131L37 134H35ZM70 130L66 131V134L69 132ZM94 131V130H93ZM176 132V130H174ZM179 131V130H178ZM186 131V130H185ZM195 131V130H194ZM203 131V130H202ZM201 131V132H202ZM225 131V130H224ZM228 131V130H227ZM237 131V130H236ZM171 132V131H170ZM180 132V131H179ZM182 132V130H181ZM189 132V131H188ZM187 132V133H188ZM209 132V131H208ZM212 132V131H211ZM54 133V132H53ZM71 133V132H70ZM191 133V132H190ZM198 133V131H197ZM218 133V132H217ZM225 133V132H224ZM59 134V133H58ZM167 134V133H166ZM170 134V133H168ZM167 134V135H168ZM177 134V133H176ZM194 134V133H193ZM196 134V133H195ZM212 134V133H211ZM78 135V134H77ZM98 135V134H97ZM181 135V134H180ZM190 135V134H189ZM200 135V134H199ZM220 135V134H219ZM42 136V137H41ZM72 136V134L70 135ZM75 136V135H74ZM93 136V135H92ZM179 136V135H178ZM182 136V135H181ZM188 137V135H186ZM229 136V135H228ZM54 137V136H52ZM147 137V136H146ZM145 137V138H146ZM191 137V136H190ZM200 137V136H199ZM203 137V136H202ZM201 137V138H202ZM49 138V137H48ZM63 138V137H62ZM132 138V137H131ZM173 138V137H172ZM181 138V137H179ZM185 138V137H184ZM197 138V137H196ZM47 139V138H46ZM61 139V138H60ZM187 139V138H185ZM184 139V140H185ZM193 139V138H191ZM198 139V138H197ZM205 139V138H204ZM203 139V142H204ZM213 139V138H212ZM140 140V138H139ZM142 140V139H141ZM169 140V139H168ZM172 140V139H171ZM177 140V139H176ZM190 140V139H189ZM196 140V139H195ZM202 140V139H201ZM219 140V139H218ZM225 140V139H224ZM227 140V139H226ZM129 141V140H128ZM138 141V140H137ZM146 141V140H145ZM144 141V142H145ZM157 141V140H156ZM194 141V140H192ZM206 141V140H205ZM209 141V140H208ZM207 141V144H208ZM215 141V140H214ZM221 141V140H220ZM57 142V141H56ZM173 142V141H172ZM181 142V141H180ZM191 142V141H190ZM197 142V141H196ZM216 142V141H215ZM55 143V142H54ZM60 143V142H59ZM146 143V142H145ZM171 143V142H170ZM179 143V142H178ZM189 143V142H188ZM201 143V142H200ZM198 143V144H200ZM213 143V142H211ZM221 143V142H220ZM232 143V142H231ZM137 144V143H136ZM143 145H145L144 143H142ZM172 144V143H171ZM191 144V143H190ZM195 145V143H193ZM203 144V143H202ZM48 145V143H47ZM65 145V144H64ZM62 145V146H64ZM186 145V143H185ZM206 145V143H205ZM204 145V146H205ZM213 145V144H212ZM235 145V144H234ZM259 145V143H258ZM189 146V144H188ZM208 146V145H207ZM141 147V146H140ZM178 147V145H177ZM176 147V148H177ZM181 147V146H180ZM183 147V146H182ZM186 146H184L185 148ZM191 147V146H190ZM212 147V146H211ZM211 147L209 146L210 150ZM50 148V146H49ZM138 148V147H137ZM175 148V149H176ZM200 148V147H199ZM199 148H195V149H199ZM203 148V146H202ZM205 148V147H204ZM231 148V146H230ZM233 148V147H232ZM231 148V149H232ZM46 149V148H45ZM57 149V148H56ZM169 149V148H168ZM178 149V148H177ZM182 149V148H181ZM260 149V148H259ZM258 149V151H259ZM171 150V149H170ZM180 150V149H179ZM201 150V149H199ZM204 150V149H203ZM202 150V151H203ZM229 150V149H228ZM54 151V150H53ZM106 151V149H105ZM136 151V150H135ZM198 151V150H197ZM209 151V150H208ZM217 151V150H215ZM44 152V151H43ZM111 152V151H110ZM171 152V151H170ZM188 152V151H186ZM191 152V151H190ZM204 151V155H205ZM212 152V151H211ZM211 152H207L206 154H209ZM222 152V151H221ZM226 152V151H225ZM52 153V152H51ZM84 153V152H82ZM98 153V152H97ZM112 153V152H111ZM147 153V152H146ZM179 153V152H178ZM184 153V152H183ZM215 153V152H214ZM220 152H218L219 154ZM229 153V151H228ZM260 153V152H258ZM99 154V153H98ZM104 154V153H103ZM126 154V153H125ZM153 154V153H152ZM167 154V153H166ZM182 154V153H181ZM202 154V153H201ZM247 154V153H246ZM245 154V155H246ZM77 156V154H75ZM74 155V156H75ZM79 155V154H78ZM100 155V154H99ZM174 155V154H173ZM171 155V157L173 156ZM195 155V154H194ZM199 155V154H198ZM220 155V154H219ZM223 155V152H222ZM264 155V154H263ZM73 156V157H74ZM169 156V154H168ZM177 156V155H176ZM179 156V155H178ZM201 156V155H200ZM215 156V155H214ZM252 156H253V152H252ZM258 156V155H257ZM72 157V156H70ZM139 157V156H137ZM141 157V156H140ZM139 157V158H140ZM146 156H142V158ZM150 157V155L148 156V158ZM170 157V156H169ZM170 157V158H171ZM175 157V156H174ZM198 157V156H196ZM195 157V158H196ZM209 158V156H207ZM205 157V158H207ZM220 157V156H219ZM222 157V156H221ZM225 157V155H224ZM259 157V156H258ZM30 158V157H29ZM40 159V157H38ZM135 158V157H134ZM194 158V159H195ZM203 158V157H202ZM244 158V157H243ZM254 158V157H253ZM133 159V158H132ZM158 159V158H157ZM179 159V158H178ZM192 159V158H191ZM210 159V158H209ZM205 160L204 162L207 163V161L209 160ZM222 159V158H221ZM226 159V158H224ZM246 159V158H244ZM243 159V160H244ZM264 160L263 157H261V160ZM37 160V159H35ZM60 160V159H59ZM164 160V159H163ZM163 160H160L163 161ZM200 160V159H199ZM212 160V159H211ZM228 160V159H227ZM231 160V159H230ZM234 160V158H233ZM256 160V159H255ZM260 160V159H259ZM63 161V160H62ZM173 161V159H172ZM195 161V160H193ZM201 161V160H200ZM203 161V160H202ZM224 161V160H221ZM33 162V160L31 159V161L29 163ZM48 162V161H47ZM60 163V161H57V163ZM95 162V161H94ZM97 162V161H96ZM101 162V161H100ZM130 162V161H129ZM134 162V161H133ZM174 162V161H173ZM176 162V161H175ZM187 162V161H186ZM211 162V161H209ZM235 162V161H234ZM253 162V161H252ZM28 163V162H27ZM126 163V162H125ZM147 163V162H145ZM159 163V162H158ZM169 163V162H168ZM201 163V162H200ZM199 163V164H200ZM233 163V162H232ZM23 165V163H21ZM26 164V162H25ZM141 164V163H140ZM148 164V163H147ZM199 164L197 165L199 167ZM214 164V163H213ZM224 164V162H223ZM223 164H220L221 166ZM227 164V163H226ZM231 164V163H228ZM227 164V165H228ZM234 164V163H233ZM262 164V163H261ZM36 165V164H35ZM43 165V163L41 164ZM137 165V164H136ZM142 165V164H141ZM156 165V164H155ZM165 165V164H164ZM163 165V166H164ZM185 165V163H184ZM208 165V164H207ZM216 165V162H215ZM218 165V164H217ZM216 165V166H217ZM219 165V166H220ZM225 165V164H224ZM247 165V164H246ZM252 165V164H251ZM250 165V166H251ZM254 165V164H253ZM256 165V164H255ZM50 167V165H48ZM47 166V167H48ZM58 166V165H55ZM127 166V164H126ZM148 166V165H147ZM193 166V165H192ZM204 166V165H202ZM214 166V165H212ZM226 166V165H225ZM231 166V165H230ZM243 166V164H242ZM102 167V166H101ZM176 167V166H174ZM234 167V166H233ZM241 167V166H240ZM239 167V169H240ZM248 167V165H247ZM17 168L14 167L13 169ZM180 168V167H179ZM189 168V167H188ZM191 168V167H190ZM197 168V167H196ZM195 168V169H196ZM210 168V166H209ZM232 168V167H231ZM236 168V167H235ZM253 168V167H252ZM34 169V168H33ZM43 169V168H42ZM41 169V170H42ZM64 169V168H63ZM79 169V168H78ZM77 170H70L68 172H65L66 174L62 175L60 178L58 177V184H57V188H59L58 185L63 184L65 186V189H69V188H76V187H82L83 185L87 184V186H92L95 184V178H89V179H85L84 176H82V173L80 171ZM97 169V168H96ZM108 169V168H107ZM148 169V168H147ZM198 169V168H197ZM196 169V170H197ZM207 169V168H206ZM212 169V168H211ZM218 169V168H216ZM216 169H214V171H216ZM222 169V168H221ZM227 169V168H226ZM234 169V168H233ZM245 169V168H243ZM255 171L256 174H258L257 172H260V177L256 176L258 179V184H260L259 189L260 191L259 194H257L256 196H252L248 194V197L245 198V196L243 198L245 199H240L241 201V205H243V207H245V209L243 211L237 212V210L241 207H239L237 210L233 209V205L232 207L229 209H224L223 212L221 214H223L224 219L226 221L222 222H233L236 225H239L241 228H247L252 226L253 224L256 223H260V222H264V166H259L256 165L255 167ZM7 170V171H8ZM22 170V169H21ZM26 170V169H25ZM31 170V169H30ZM36 170H40V166L39 168H36ZM48 170V168H47ZM178 170V169H177ZM188 170V169H187ZM190 170V169H189ZM193 170V169H191ZM24 171V170H23ZM27 171V170H26ZM33 171V170H32ZM32 171H28V173H24V177L22 179H17L18 180H13L15 183V187H17L19 190L20 188L18 186H23V188L26 189V191L28 189H33V191H36L37 194H42L43 196V191L46 189V187L50 184L45 183V179H42L40 175L36 174L37 172L32 173ZM52 169L50 168V173H51ZM66 171V169H65ZM151 171V170H150ZM173 171V169H172ZM180 171V170H179ZM186 171V169L184 170ZM201 171V169H200ZM203 171V170H202ZM202 171L200 173H202ZM214 171L212 173H214ZM229 171V170H228ZM238 171V170H237ZM237 171H233L234 173H236ZM245 171V170H244ZM244 171H242L244 173ZM6 172V170H5ZM9 172V171H8ZM17 172V171H16ZM25 172V171H24ZM31 172V173H30ZM58 172V171H57ZM98 172V171H97ZM139 172V171H138ZM147 172V170H146ZM175 172V171H173ZM188 172V171H187ZM193 171H191L192 173ZM195 172V171H194ZM199 172V171H198ZM208 172V171H207ZM206 172V173H207ZM249 172V171H248ZM4 173V172H3ZM20 173H22V171H20ZM49 173V174H50ZM63 173V172H62ZM135 173V170H134ZM137 173V172H136ZM148 173V172H147ZM158 173V172H156ZM156 173H154L156 175ZM179 173V172H177ZM190 173V174H191ZM209 173V172H208ZM219 173V171H218ZM228 173V172H227ZM5 174V173H4ZM11 174V173H10ZM97 174V173H96ZM146 174V173H145ZM181 173H179L180 175ZM190 174L187 175V177L190 178ZM195 174V173H194ZM204 174V172H203ZM226 174V173H225ZM233 175V173H231ZM6 175V174H5ZM16 175V174H15ZM170 175V174H169ZM175 175V173H174ZM178 175V174H177ZM176 175L175 178H178ZM193 175V174H192ZM213 175V174H212ZM211 175V176H212ZM218 175V174H216ZM215 175V177H216ZM236 174H234L235 176ZM238 173H237V177H238ZM241 175V174H240ZM243 175V174H242ZM245 175V174H244ZM247 175V174H246ZM245 175V178H246ZM249 175V173H248ZM252 175V173H251ZM44 176V175H43ZM49 176V175H48ZM55 176V175H54ZM57 176V175H56ZM143 176V175H142ZM147 176V175H146ZM227 176V175H226ZM225 176V177H226ZM233 176V177H234ZM12 177V176H11ZM15 177V176H14ZM15 177V178H16ZM46 177V176H45ZM137 177V176H136ZM145 178V176H143ZM149 178H151L150 176H148ZM155 177V176H154ZM170 177V176H169ZM174 177V176H173ZM197 177V176H196ZM207 177V175H206ZM213 177V178H215ZM230 177V175H229ZM232 177V176H231ZM230 177V179H232ZM0 178L3 179V181L5 180V178H2L0 175ZM13 178V177H12ZM52 179H54L53 175L50 177ZM48 178V179H50ZM146 179L147 180H149ZM153 178V177H152ZM157 178V176H156ZM188 178V179H189ZM194 178V177H193ZM202 178V177H201ZM208 178V177H207ZM223 178V177H222ZM227 178V177H226ZM244 178V177H243ZM253 178V176L251 177ZM11 179V178H10ZM52 179L49 180L48 182L52 183ZM57 179V178H56ZM154 179V178H153ZM166 179V178H164ZM181 179V178H180ZM179 179V180H180ZM183 179V178H182ZM209 179V178H208ZM235 179V178H234ZM233 179V180H234ZM9 180V179H7ZM45 180V181H44ZM55 180V179H54ZM156 180V179H154ZM169 180V179H168ZM171 180L173 181V178H171ZM205 180V179H204ZM207 180V179H206ZM214 180V179H213ZM221 180V179H220ZM226 180V179H225ZM223 180V181H225ZM229 180V179H228ZM238 180V179H237ZM253 180V179H252ZM1 181V180H0ZM103 181V180H102ZM117 181V180H116ZM162 181V180H161ZM189 181V180H188ZM212 181V179H211ZM217 181V180H215ZM236 181V179H235ZM251 181V180H250ZM257 181V180H255ZM10 182V180H9ZM54 182V181H53ZM125 182V181H124ZM171 182V181H170ZM184 182V181H183ZM196 182V180L194 181ZM205 182V181H204ZM207 182H209V180H207ZM214 182V181H212ZM228 182V181H227ZM231 182V181H229ZM241 182V181H239ZM238 182V183H239ZM243 182V181H242ZM241 182V183H242ZM246 182V181H245ZM252 182V181H251ZM254 182V181H253ZM130 183V182H129ZM154 183V181H153ZM177 183V182H176ZM210 183V182H209ZM218 183V182H217ZM216 183V184H217ZM226 183V181H225ZM3 184H5L3 182ZM108 184V183H107ZM111 183H109L110 185ZM118 184H120L118 182ZM156 184V183H154ZM153 184V185H154ZM161 184V183H160ZM179 185L182 183H178ZM202 184V183H201ZM215 184V183H214ZM213 184V185H214ZM221 184H223V182H221ZM237 184V183H236ZM252 184V183H251ZM255 183L252 184V186ZM2 185V184H1ZM13 185V182H12ZM51 185V184H50ZM55 185V184H54ZM159 185V184H158ZM176 185V184H175ZM205 185V183H204ZM224 185V184H223ZM222 185V186H223ZM226 185V184H225ZM6 186V185H4ZM8 186V185H7ZM62 186V185H61ZM105 186V185H104ZM156 186V185H154ZM153 186V188H154ZM174 186V184L172 185ZM171 186V187H172ZM184 186V185H183ZM187 186V185H186ZM195 186V185H194ZM218 186V185H216ZM228 186V185H227ZM236 186V185H235ZM244 186V185H242ZM251 186V185H249ZM248 186V187H249ZM252 186L250 187V190H252ZM256 186V184H255ZM11 187V185H10ZM49 187V186H48ZM55 187V188H56ZM148 187V185H147ZM169 187V186H168ZM177 187V186H176ZM180 187V186H179ZM208 187V186H206ZM220 187V186H219ZM226 187V186H225ZM224 187V188H225ZM246 187V185H245ZM254 187V186H253ZM9 188V187H8ZM6 187V192H10L7 191L8 189ZM16 188V189H17ZM50 188V187H49ZM52 188V187H51ZM50 188V189H51ZM54 188V187H53ZM56 188V189H57ZM152 188V189H153ZM157 188V187H156ZM188 188V186H187ZM214 188V187H213ZM232 188V187H231ZM234 188V186H233ZM236 188V187H235ZM1 189L5 190V187L3 188V186L1 187ZM15 189V191H16ZM17 189V190H18ZM22 189V187H21ZM165 189V188H164ZM178 188H176L177 190ZM201 189V188H200ZM221 189H223L221 187ZM220 189V190H221ZM229 186H228V190H229ZM248 189V188H247ZM257 189V188H256ZM2 190L0 192H2ZM9 190V189H8ZM14 190V189H13ZM11 189V192L13 191ZM62 190V189H61ZM101 190V189H99ZM179 190V189H178ZM181 190V189H180ZM192 190V189H191ZM198 190V189H197ZM219 190V191H220ZM234 190V189H233ZM233 190H229L233 193ZM238 190L242 191L241 189ZM235 191L236 193L238 192ZM249 190V189H248ZM249 190V192H251ZM48 191V190H47ZM51 191V190H50ZM56 191V190H54ZM53 191V192H54ZM60 191V189H59ZM72 191V190H71ZM92 191V190H91ZM143 191V190H142ZM146 191V190H145ZM155 190H153L152 192H154ZM157 191V190H156ZM173 191V190H172ZM186 191V190H185ZM215 191V189H214ZM217 191V190H216ZM5 192V193H6ZM66 192V191H65ZM69 192V191H68ZM139 192V191H138ZM141 192V191H140ZM158 192V191H157ZM165 192V191H164ZM179 192V191H178ZM202 192V191H201ZM218 192V191H217ZM221 192V191H220ZM245 192V191H244ZM244 192L242 194H244ZM248 192V193H249ZM5 193L1 194L0 193V198H3L0 201V250L2 251H8L9 253H11L12 256H14V259L18 258L16 257L18 250L15 249V247H20L19 245H22V242L27 241V239L25 241H19L21 239L22 233L21 231H17L15 232L14 230H17L19 228H14L15 226H11L10 221H9V210H7L8 208H5L4 204V200L6 198L5 197ZM13 193V192H12ZM35 193V194H36ZM58 193V192H57ZM62 193V192H61ZM100 193V192H99ZM135 193V192H134ZM137 193V192H136ZM142 193V192H141ZM147 193V192H146ZM145 193V194H146ZM173 193V192H172ZM210 193V192H209ZM213 193V192H212ZM222 193V192H221ZM240 193V194H241ZM8 194V193H7ZM20 194V193H19ZM31 194V193H30ZM29 194V195H30ZM46 194V192L44 193ZM51 193H48V195ZM54 194V193H53ZM63 194V193H62ZM66 194V193H65ZM77 194V193H76ZM144 194V195H145ZM148 194V195H147ZM146 194V196L150 197L149 190L148 193ZM198 194V193H197ZM201 194V193H200ZM220 194V193H219ZM241 194V195H242ZM253 194V193H252ZM12 195V194H11ZM32 195V194H31ZM39 195V196H40ZM59 195V194H58ZM75 195V194H74ZM142 197H145V200H147V197L144 196L143 194H141ZM153 195V194H152ZM165 195V194H164ZM173 195V194H171ZM179 195V194H178ZM209 195V194H208ZM218 195V194H217ZM221 195V194H220ZM235 195V194H234ZM240 195V197H241ZM247 195V192H246ZM254 195V194H253ZM14 196H17L16 193L14 194ZM37 196V197H39ZM46 196V195H44ZM134 196V195H132ZM161 196V195H159ZM192 196V195H191ZM204 196V195H203ZM212 196V195H211ZM227 196V195H226ZM238 196V195H237ZM8 197V196H7ZM18 197V196H17ZM32 197V196H31ZM49 198L50 195L48 196ZM53 197V196H52ZM56 197V196H55ZM62 197V196H61ZM59 197V198H61ZM135 197V196H134ZM139 199V196H137ZM196 197V196H195ZM218 197V196H215ZM223 197V196H222ZM239 197V196H238ZM36 198V197H35ZM48 198V199H49ZM69 198V197H68ZM165 198V197H164ZM205 198V197H204ZM233 198V197H232ZM235 198V197H234ZM12 199V198H11ZM29 199H31L29 197ZM38 199V198H37ZM40 199V198H39ZM38 199V200H39ZM53 199V198H51ZM50 199V200H51ZM65 199V198H64ZM67 199V198H66ZM65 199V200H66ZM131 199V198H130ZM144 199V198H143ZM143 199H139L140 201ZM154 199V198H152ZM159 199V198H158ZM171 199V198H169ZM181 198H179L180 200ZM185 199V198H184ZM214 199V198H213ZM212 199V200H213ZM219 199V198H218ZM228 200H230L227 197ZM237 199V198H236ZM18 200V199H17ZM32 200V199H31ZM35 200V199H34ZM47 200V198H46ZM59 200V199H58ZM127 200H129L127 198ZM132 200V199H131ZM177 200V199H176ZM177 200V201H179ZM190 200V198H189ZM217 200V199H216ZM226 200V199H225ZM239 200V198H238ZM40 201V200H39ZM45 201V200H44ZM155 201V200H154ZM215 201V200H214ZM235 201V200H234ZM233 201V202H234ZM28 203V201H26ZM30 202V201H29ZM46 202V201H45ZM52 202V201H51ZM57 202V201H56ZM59 202V201H58ZM129 202V201H128ZM139 202V201H137ZM147 204L148 201H146ZM151 202V201H150ZM159 202V201H158ZM224 202V201H223ZM222 202V203H223ZM231 202V201H230ZM22 203V202H21ZM20 203V205H21ZM36 203V202H35ZM48 203V202H47ZM63 203V202H62ZM67 203V202H65ZM136 203V201L134 202ZM142 203V202H141ZM144 203V202H143ZM189 203V202H188ZM191 203V202H190ZM212 203V202H211ZM218 203V202H217ZM237 203V201H236ZM239 203V201H238ZM237 203V204H238ZM26 204V203H25ZM40 204V203H39ZM49 204V203H48ZM55 204V202H54ZM61 204V203H59ZM58 204V206H59ZM70 204V203H69ZM121 204V203H120ZM128 204V203H127ZM153 204V202H152ZM160 204V203H158ZM163 204V203H162ZM180 204V203H179ZM200 204V203H198ZM227 204V203H226ZM229 204V203H228ZM13 205V204H12ZM23 205V204H22ZM21 205V206H22ZM31 205V204H30ZM51 205V204H50ZM49 205V206H50ZM66 205V204H63ZM118 205V204H117ZM135 205V204H134ZM142 204H140L141 206ZM145 205V204H144ZM150 205V204H149ZM157 205V204H155ZM164 205V204H163ZM191 205V204H190ZM194 205L197 206V204L194 203ZM204 205V204H203ZM209 205V204H208ZM219 205V204H218ZM217 205V206H218ZM236 205V204H235ZM238 204V206H241ZM3 206V207H2ZM11 206V205H9ZM7 206V207H9ZM32 206V205H31ZM35 206V205H34ZM41 206V205H40ZM48 206V205H47ZM45 206V207H47ZM57 206V207H58ZM62 206V204L60 205ZM121 206V205H120ZM148 206V205H147ZM145 206V208L147 207ZM193 206V205H192ZM211 207V205H209ZM220 206V205H219ZM218 206V207H219ZM39 207V206H38ZM137 207V206H136ZM144 207V206H141ZM169 207V206H167ZM183 207V206H182ZM198 207V206H197ZM216 207V206H215ZM230 207V206H229ZM235 207V206H234ZM237 207V206H236ZM15 208V207H14ZM18 208H20L18 206ZM155 208V207H154ZM180 208V207H177ZM176 208V209H177ZM185 208V207H184ZM203 208V207H202ZM225 208V207H223ZM222 208V209H223ZM47 209V208H46ZM147 209V208H146ZM150 209V208H149ZM152 209V208H151ZM166 209V208H165ZM170 209V208H169ZM175 209V210H176ZM186 209V208H185ZM243 209V208H242ZM241 209V210H242ZM32 210H34L32 208ZM42 210V209H41ZM51 210V209H50ZM72 210V209H71ZM135 210L137 211V209L135 208ZM156 210V209H155ZM196 210V209H195ZM213 210V209H211ZM215 210V209H214ZM220 210V209H219ZM218 210V211H219ZM31 211V210H30ZM38 211V210H37ZM58 211V210H57ZM148 211V210H147ZM169 211V210H168ZM179 211V210H177ZM183 211V210H182ZM193 211V210H192ZM221 211V210H220ZM39 212V211H38ZM68 213V210L66 211ZM149 212V211H148ZM167 212V211H166ZM187 212V211H186ZM200 212V211H199ZM13 213V212H12ZM11 213V214H12ZM17 213V212H16ZM25 213V212H24ZM30 212L28 211V214ZM63 213V212H62ZM92 213V212H91ZM150 213H152L150 211ZM148 213V214H150ZM158 213V211H157ZM172 213V212H171ZM170 213V215H171ZM183 213V212H182ZM191 213V212H190ZM197 213V212H196ZM208 213V212H207ZM206 213V214H207ZM213 213V212H212ZM211 213V214H212ZM27 214V213H26ZM32 213H30L29 216H31ZM65 214V213H64ZM161 214V213H160ZM159 214V216H160ZM9 215V217H8ZM16 215V214H15ZM24 215V214H23ZM37 215V214H36ZM47 215V214H44ZM67 215V214H66ZM173 215V214H172ZM188 215V214H187ZM191 215V214H190ZM193 215V214H192ZM203 215V214H202ZM25 216V215H24ZM24 216H22L23 218H25ZM28 216V217H29ZM145 216V215H144ZM143 216V217H144ZM195 216V214L193 215ZM9 219H8V218ZM20 217V216H17ZM16 217V218H17ZM44 217V216H43ZM161 217V216H160ZM182 217V216H181ZM184 217V216H183ZM192 217V216H191ZM190 217V218H191ZM12 218V217H11ZM34 218V217H33ZM38 218V217H35ZM41 218V217H40ZM138 218V217H137ZM146 218V217H145ZM162 218V217H161ZM164 218V217H163ZM14 219V218H13ZM21 219V218H20ZM27 219V218H26ZM172 219V218H171ZM17 220V219H16ZM22 220V219H21ZM31 220V219H30ZM35 220V219H34ZM38 221V219H36ZM80 220V219H79ZM77 220V221H79ZM154 220V218H153ZM152 220V221H153ZM208 220V219H207ZM24 221V220H23ZM29 221V220H28ZM32 221V220H31ZM36 221V222H37ZM43 221V220H42ZM168 221V220H167ZM182 221V220H181ZM13 222V221H12ZM22 222V221H21ZM20 222V223H21ZM27 222V221H26ZM149 222V220H148ZM171 222V221H170ZM194 222V221H193ZM209 222V221H208ZM217 222V221H216ZM14 223V222H13ZM19 222H17L16 224H18ZM40 223V222H39ZM50 223V222H49ZM159 223V222H158ZM12 224V223H11ZM23 224V223H21ZM48 224V223H47ZM51 224V223H50ZM49 224V225H50ZM193 224V223H192ZM15 225V224H14ZM38 225V224H37ZM61 225V224H60ZM160 225V224H159ZM179 225V224H178ZM185 225V224H184ZM226 225V224H225ZM19 226V225H18ZM33 226V224H32ZM52 226V225H51ZM49 226V227H51ZM157 226V225H156ZM177 226V225H176ZM180 226V225H179ZM235 226V225H234ZM13 227V228H12ZM28 227V226H27ZM24 227V228H27ZM31 227V226H30ZM39 227V226H38ZM48 227V228H49ZM82 227V226H81ZM80 227V228H81ZM158 227V226H157ZM162 227V226H161ZM193 227V226H192ZM22 228V229H24ZM32 228V227H31ZM79 228V229H80ZM164 228V227H163ZM166 228V227H165ZM180 228V227H179ZM188 228V227H187ZM225 228V227H224ZM237 228V227H236ZM13 229V230H12ZM21 229V228H20ZM59 229V228H57ZM55 229V230H57ZM78 229V228H77ZM156 229V228H155ZM154 228H152L150 230V234H148L146 237L151 238V236L155 237L156 235H158V233L161 231H157ZM169 229V228H168ZM175 229V228H174ZM211 229V228H210ZM31 230V229H30ZM29 230V231H30ZM44 230V229H43ZM101 227L99 229L95 228L92 232V242L90 241V245L94 247V249L98 248L100 249L98 254L100 253L102 257L106 256L107 253H109L110 250V245L107 242V238L100 232ZM149 230V229H148ZM206 230V229H205ZM231 230V229H230ZM237 230V229H236ZM251 230V229H250ZM28 231V230H27ZM52 231V230H50ZM63 230H61L62 232ZM232 231V230H231ZM26 232V231H24ZM23 232V233H24ZM57 232V231H56ZM59 232V233H61ZM166 232V231H165ZM27 233V232H26ZM39 233V232H38ZM47 233V232H46ZM45 233V234H46ZM171 233V232H170ZM44 234V235H45ZM57 233H53L51 235V239H52V243L53 241L56 242L57 244H55V246L51 249H45L44 248H39L42 249V251H32L31 253L33 254H28V261H36L37 263H43V264H48L50 262H55L58 260H65L67 256H69L67 252V250H62L63 248L60 247L62 241L64 240H60L62 238V235L60 237V239L58 237H56ZM190 234V233H189ZM197 234V233H196ZM195 234V235H196ZM203 234V233H202ZM258 234V233H257ZM228 235V233H227ZM26 236V235H25ZM32 236V235H31ZM30 236V237H31ZM64 236V235H63ZM192 236V235H191ZM66 237V236H64ZM84 237V236H83ZM42 238V237H40ZM47 238V236L45 237ZM85 238V237H84ZM137 238V237H136ZM143 238V239H144ZM238 238H241L238 237ZM39 239V237H38ZM43 239V238H42ZM80 239V238H79ZM148 239V238H147ZM187 239V238H186ZM11 240H13V242H11ZM29 240V239H28ZM31 240V239H30ZM29 240V241H30ZM35 239H33L34 241ZM190 240V239H189ZM247 240V239H246ZM254 240L258 241V238H254ZM51 241V240H50ZM75 241V240H74ZM133 243L132 247H130L129 249H119L117 250V253L122 255L123 259H120L115 261L116 264H119L120 262H123L122 264H148L146 259L148 256H150L149 254H152L148 252V250H145V252L143 251H139L137 250L136 246L134 245L135 242V238L132 240ZM179 241V240H178ZM32 242V241H31ZM45 242V241H44ZM82 242V241H81ZM121 242V241H120ZM184 242V241H183ZM181 242V244L183 243ZM259 242V241H258ZM10 243H12L11 245ZM27 242H25L26 244ZM51 243V242H50ZM65 244V241L63 242ZM146 243V242H145ZM155 243V242H153ZM157 243V242H156ZM34 244V243H33ZM49 244V243H48ZM118 244H120L118 242ZM164 244V243H161ZM184 244V243H183ZM205 244V243H204ZM242 244V243H241ZM24 245V244H23ZM27 245V244H26ZM36 245V244H35ZM41 245V244H40ZM52 245V244H51ZM82 245V244H81ZM30 246V245H29ZM32 246V244H31ZM50 246V245H48ZM158 246V245H157ZM165 246V245H163ZM245 246V245H244ZM43 247V246H42ZM79 247V246H78ZM150 247V246H149ZM155 247V246H153ZM198 247V246H197ZM22 248V247H21ZM32 248V247H31ZM46 248V247H45ZM191 248V247H190ZM204 248V247H203ZM202 248V249H203ZM12 249V250H10ZM20 249V248H19ZM29 249V248H28ZM90 249V248H89ZM163 249V247H162ZM169 249V247H168ZM167 249V250H168ZM21 250V249H20ZM24 250V249H22ZM27 250V249H26ZM34 250H37L34 249ZM156 250V249H155ZM165 250V249H164ZM189 250V249H188ZM72 251V250H71ZM90 251V250H89ZM88 251V253H89ZM0 252V253H1ZM20 252V251H19ZM22 253V251H21ZM149 253V254H148ZM154 253V252H153ZM24 254V253H23ZM5 255V254H4ZM22 255V254H21ZM72 255V254H71ZM158 255V254H157ZM155 255V256H157ZM2 256V255H1ZM11 256V257H12ZM20 256V255H19ZM154 256V255H153ZM161 256V254H160ZM181 256V255H180ZM219 256V255H218ZM10 257V256H9ZM16 257V258H15ZM26 257V256H25ZM183 257V256H182ZM203 257V256H202ZM22 258V256H21ZM27 258V259H28ZM105 258V257H104ZM149 258V257H148ZM201 258V257H200ZM204 258V257H203ZM26 260V258H24ZM24 259L22 261H24ZM167 259V258H166ZM199 259V257H198ZM11 259H7V256L5 258H1L0 259V264H12L10 263ZM19 260V259H18ZM89 262L91 261V258L88 259ZM159 260V259H158ZM179 260V259H178ZM221 260L225 263V264H240L238 260H232V257L230 255V253L224 252L221 255ZM14 261V260H12ZM170 261V260H169ZM17 262V260H16ZM27 262V261H26ZM25 262V263H26ZM66 262V261H65ZM161 260H159L158 262L154 261V264L160 263ZM190 262V261H189ZM15 263V262H14ZM29 263V262H28ZM34 263V262H33ZM152 263V264H153ZM199 263V262H198ZM20 264V263H19ZM151 264V263H150ZM259 264H264V261H262Z\"/></svg>", "mask_w": 264, "mask_h": 264}]
</instances>
